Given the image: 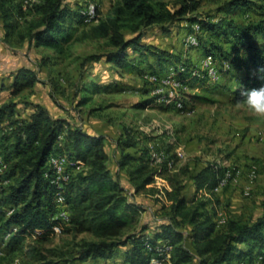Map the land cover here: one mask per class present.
Here are the masks:
<instances>
[{"label":"trees","instance_id":"1","mask_svg":"<svg viewBox=\"0 0 264 264\" xmlns=\"http://www.w3.org/2000/svg\"><path fill=\"white\" fill-rule=\"evenodd\" d=\"M175 2L177 4L171 5L168 0H113L107 15L97 23L89 24L91 37L103 39L111 49L102 54H91L86 61L103 59L113 63L116 69L132 70L135 66L131 50L140 57L153 56L160 64H177V60L166 51L142 42L145 31L157 27L168 33L176 21L198 22L201 27L199 42L205 54L211 53L221 60L229 59L231 66L245 70L231 99L233 104L244 102L242 89L264 84V40L258 37H264V9L260 12L261 17L245 22L232 17L200 19L186 16L195 9L196 0ZM25 7L16 0H0V18L5 33L16 30L17 39L26 41L30 47L63 53V42L77 22L78 14L64 5L63 0L33 2L36 15L32 18H26ZM224 7L226 13L252 10L254 2L228 0ZM19 16L23 17V25L18 21ZM125 29L133 35L127 37ZM222 43L228 44L230 50H225ZM189 63L185 61L182 64L190 67ZM22 80L27 86L39 81L35 72L26 67L17 71L14 85H20ZM194 81L192 78L189 83ZM99 87L93 81L76 85L81 103L89 101L90 94ZM151 100L142 101L137 107H144ZM17 113L14 101L0 105V123L7 120L13 126L3 135L1 142L7 167L0 175V238L12 226L17 227L5 246H10L15 240L19 242L28 234L39 235L35 232L37 229L46 231L50 228L54 188L44 177V172L49 154L56 152L81 159L85 165L73 176L66 189L74 230L88 232L94 237L81 242L79 260L108 259L120 247L130 245L124 251V262L148 264L156 253L153 248L159 240L172 246L169 264H228L235 260L250 261L256 255L264 260V202L262 214L255 219L231 216L222 224H218L216 212L207 209L209 196L200 194L189 205L186 204L188 180L192 181L196 191L214 193L211 189L223 171L218 162H207L196 171L188 164L173 172L163 166H150L146 140L141 141L125 128L124 135L119 138L118 165L125 169L135 191L144 189L159 174L166 176L171 186L169 191H165L170 202L165 217L154 231L149 233V227L141 225L136 232L127 235L123 230L129 225L130 216L140 211V206L128 200L118 178L112 174L105 136L90 134L64 118H55L40 104L33 105V111L26 120L13 118ZM128 147H137L140 154L135 157L125 151ZM165 150L175 158L170 145ZM9 206L13 211L7 215ZM187 237L191 246L186 243ZM148 245L152 250L148 251ZM13 263V258L0 256V264ZM41 264H52V261Z\"/></svg>","mask_w":264,"mask_h":264},{"label":"rangeland","instance_id":"2","mask_svg":"<svg viewBox=\"0 0 264 264\" xmlns=\"http://www.w3.org/2000/svg\"><path fill=\"white\" fill-rule=\"evenodd\" d=\"M16 1L26 6L24 9L26 18L36 15L32 8L33 2L40 0ZM93 1L98 3V22L107 15L113 0ZM168 1L171 5L176 3L175 0ZM196 1L195 9L186 16H197L200 19L232 17L245 22L261 17L260 12L264 9V0H253L252 10L241 9L229 13L225 12L224 7L228 0ZM63 4L78 14L77 22L69 32L67 40L63 42L65 48L63 53L48 48L30 47L26 41L19 42L16 30L9 34L4 32L5 28L0 18V105L10 101L16 102L18 113L13 118L26 120L33 111V105L40 102L52 111V116L58 113L65 116L64 119L72 120L77 126L108 137L107 150L110 155L108 166L111 171L118 166L120 157L117 136L125 128L141 141L149 140L151 142L149 144L152 145L158 144L159 147H163L165 142H172L180 146L179 156L174 149L171 150L175 155L173 158L177 159V168L189 164L197 169L206 162H218L222 166L240 168L243 173L238 183L227 185L229 188L223 187L218 192L210 194L207 208L211 212H216L217 222L231 216L255 219L261 215L264 202V140L260 138V134L264 132V113L254 111L245 101L239 104L231 103L230 88L233 85L228 82L230 72L220 69V77L223 79L217 81L218 83L207 80L202 82V87L192 94L205 96L204 99H188L185 109L181 111L135 107L139 101L154 96L153 85L147 83L140 74L123 77L130 91L126 88L121 89L122 92L101 89L94 91L89 101L81 103L76 85L82 82L87 84L88 80L84 73L92 72L96 80L105 82L116 76L115 65L106 63L103 59L97 62L86 61L87 56L102 54L111 48L103 39L91 37L89 32L91 25L84 24L79 13L83 0H63ZM18 21L23 25L22 16L18 17ZM181 23H176L173 29L181 31L183 28ZM124 33L127 37L133 35L127 29ZM145 34L146 42L156 39L155 42L160 46L182 53L186 61L190 60L189 64H199L201 56L195 48L184 45L181 33L178 37L167 40L163 39L166 35L159 28L150 27ZM258 37L259 40H264V37L260 35ZM22 67L32 69L39 81L32 86H27L23 80L20 85H14L15 75ZM145 87H148L152 95L143 91L142 88ZM251 164L255 165L257 174L251 183L249 195H244L245 174ZM119 175L125 186L126 195L130 197L136 193L125 171H120ZM158 177L159 179H153L150 186L135 194L140 211L130 216L129 225L123 230L127 235L136 232L141 225H147L150 228L148 232L152 233L160 224L155 223V219H164L168 205L165 201L166 190L162 184L167 179L160 174ZM38 234H28L19 242L12 241L10 246H5L6 244L0 241V256L13 258V264H41L48 261H52V264H126L124 251L130 248V245L120 247L108 259L88 258L82 261L77 257L80 245L83 240L94 239L90 233L76 232L74 225L70 223L58 234L48 232ZM186 243L191 246L188 237ZM43 256L45 259H42ZM233 263L264 264V260L256 255L250 261L235 260Z\"/></svg>","mask_w":264,"mask_h":264},{"label":"built area","instance_id":"3","mask_svg":"<svg viewBox=\"0 0 264 264\" xmlns=\"http://www.w3.org/2000/svg\"><path fill=\"white\" fill-rule=\"evenodd\" d=\"M79 13L84 24H93L99 18L98 3L93 0H83V4L79 7ZM188 32L184 38V45L186 47H199V34L201 27L198 22H189L186 20ZM231 68V61L229 59H218L211 53H206L200 59L199 64H192L186 67L183 64L177 68H171L165 74L145 73L144 79L153 85L152 94L156 99L164 104L171 105L178 110H184L187 100H190V95L197 91L191 90L189 83L190 79H195V82H217L220 79V69L229 70ZM13 126L9 122L0 123V175L5 171L7 164L3 158L1 150L2 137L7 132L11 131ZM260 138L264 140V132L260 134ZM180 153L177 152V156ZM149 164L156 168H166L167 171H175L177 169V159L170 157L164 148L158 144L149 145ZM85 168L84 162L81 159L73 158L67 154H60L52 152L47 159V170L44 172V177L49 181L54 188L53 205L54 211L51 215V226L48 230L37 229L35 232H48L58 234L62 232L64 227L71 223L70 203L67 198L66 189L68 183L73 176ZM242 170L240 168H230L223 165V171L218 177L217 183L211 189V192H218L221 188L236 184L242 177ZM256 167L251 164L246 171V184L243 186L244 195H249L251 183L256 178ZM159 179L158 175L154 176ZM165 190H170L167 182L162 184ZM205 196H210V192L200 191ZM161 193H163L161 191ZM13 211V207L9 206L6 209V214L9 215ZM223 220L218 222L221 223ZM17 231L16 226H12L7 230L0 241L5 245L9 237ZM171 245L169 243L159 240L154 246L155 255L149 260L148 264H169ZM148 251L152 247L147 246Z\"/></svg>","mask_w":264,"mask_h":264},{"label":"crops","instance_id":"4","mask_svg":"<svg viewBox=\"0 0 264 264\" xmlns=\"http://www.w3.org/2000/svg\"><path fill=\"white\" fill-rule=\"evenodd\" d=\"M181 21H185V23L184 22H182L181 23ZM181 23L180 25H182V29H181V31H176L175 29H173V26L176 24V23ZM173 26L171 27V30H170V32H168V33H165V37L163 38V39H167V40H169V39H173V38H176V37H178L179 35H180V33L182 34V38H181V41H183L184 42V38H185V36H186V34H187V32H188V27L186 26V20H179V21H176L174 24H173ZM157 28V27H156ZM4 32H5V30H4ZM163 33V32H162ZM161 36H163V35H161ZM146 34H145V36H144V38L142 39V42L143 43H145V44H150V45H153V46H155V47H157V48H159V49H161V50H164V51H166L167 53H169L172 57H174L176 60H177V64H170V63H168V64H160L159 62H158V60L155 58V57H153V56H148V57H144V56H142V57H140V56H138L137 54H133L132 52H131V50H130V54H131V59H132V63L134 64V69H132V70H126V69H120V68H114L115 70H114V74L116 75V76H112V79H109V80H107V81H105V82H99L98 80H96L95 79V77H94V74L92 73V72H85L84 74L86 75V79L88 80V82H87V84L88 83H90L91 81H93V82H95L96 84H98L100 87H99V89L98 90H93V92L94 91H99V90H101V89H108V90H110V89H113L114 91H116V92H122L121 91V89L122 90H124V88H126V90H128V91H130L128 88V86H127V84L128 83H126L125 81V78H123L124 76H129V77H134L133 75L135 74H142V73H155V74H165V73H167V72H169L170 71V69L171 68H177L179 65H181L183 62H185L186 60L182 57V53H180L179 51H175V50H173V49H170V48H166V47H163V46H160L159 44H157V42H155V41H157L156 39L155 40H153V39H151V40H149L148 42H146ZM19 42H21V41H19ZM25 42V41H24ZM223 44V48L225 49V50H230V47H229V45L228 44H226V43H222ZM35 48H41V47H35ZM193 48H195L196 50H197V52L199 53V55L201 56L200 57V59L204 56V54H205V52H204V50H203V48L201 47V46H199V47H193ZM240 56H243V52H240ZM188 62H190V60H187ZM106 62V61H105ZM106 63H109V62H106ZM230 73H229V81L228 82H230L232 85H233V87H231L230 88V91H231V99H232V97H233V95H234V92H235V90L239 87V84H240V81H241V79L244 77V74H245V70L243 69V68H239V67H237V66H234V65H232L231 66V68L228 70ZM221 79H219L218 81H220V80H222L223 78L222 77H220ZM110 83H112L111 85H109ZM218 83V82H217ZM82 84H86V83H83L82 82ZM190 86H191V90L193 91V90H195L196 88H197V90H199L200 89V87H202V83H200V82H193V83H191L190 84ZM128 87V88H127ZM143 89V91H145V92H147L148 94L151 92V91H149L148 90V87H145V88H142ZM92 92V93H93ZM135 92V91H134ZM137 92V91H136ZM196 92V91H195ZM194 92V93H195ZM92 93L90 94L91 95V97H92ZM151 94V93H150ZM149 94V95H150ZM152 95V94H151ZM192 96H195V94H191L190 95V98L192 97ZM204 97L205 96H197V94H196V96H195V98H200V99H204ZM151 100L149 103H147L144 107H140V108H146V107H155V108H159V109H162V110H165V111H180V110H178V109H176L175 107H173V106H171V105H167V104H164V103H161V102H159L156 98L155 99H153V96H150L149 98H147V99H143V100H141V101H139L137 104H139V103H141L142 101H145V100ZM232 103V102H231ZM36 104H40V105H42V106H44L47 110H48V112H49V114L52 116V114H51V112L52 111H50L49 110V108L46 106V105H43V103H40V102H38V103H36ZM137 104H135V107H137ZM233 104V103H232ZM237 104H239V103H237ZM56 108V107H55ZM137 108H139V107H137ZM55 110V109H54ZM53 117H55V118H63V117H65V116H63V115H58V113L57 114H55ZM67 121L71 124V125H76L74 122H72V120H70L69 118H67ZM86 132H88V133H90V134H93V135H100V134H96V133H94V132H92V130H89V129H87V128H85V127H82ZM122 135H124V130L122 131H120V133L118 134V136H117V138L119 139ZM103 136V135H102ZM109 140H108V137H106L105 136V149H106V151H107V153H108V159H109V152H108V150H107V142H108ZM149 140H146V143L147 144H149V143H151L150 141L148 142ZM150 145V144H149ZM171 146V150L172 149H174L175 150V152H179L180 151V146H176L175 144H173L172 142H165V144L163 145V147L162 146H160L161 148H164V149H166L167 148V146ZM176 146V147H175ZM125 151H128V152H130L132 155H134L135 157H137L139 154H140V152H139V150H138V148L137 147H128V148H126L125 149ZM119 156H120V148H119ZM207 164V162L206 163H204V165L203 166H205ZM189 165V164H188ZM190 167H191V169L193 170V171H196V170H198V169H200V168H202L203 166H201V167H199V168H193V166H191V165H189ZM111 170V169H110ZM116 171V172H115ZM120 171H125V169H121L120 167H119V165L115 168V170L114 171H111L112 172V174L114 175V177H116V178H118V180H119V182H120V185L125 189V186L122 184V182L120 181L121 180V178H120ZM114 172H115V174H114ZM125 173H126V171H125ZM127 174V173H126ZM127 179H128V176H127ZM129 180V179H128ZM130 182V181H129ZM166 182L168 183V186L170 187V189H171V186H170V184H169V182H168V180H166ZM147 186H150V183L149 184H147L146 185V187ZM227 186H225V188H226ZM227 188H229V186L227 187ZM133 191H135V189L133 190ZM169 191V190H168ZM137 192H139V191H137ZM136 192V193H137ZM130 193V192H129ZM135 192L129 197L128 196V200L129 201H132V202H135L136 204H138L139 205V203H138V199L136 200V196H135V194H136ZM201 194V192L199 191H196L195 190V187L193 186V183H192V181H190V180H188L187 181V184H186V193H185V195H186V204L187 205H189L191 202H192V200L196 197V196H199ZM134 195V196H133ZM165 201H166V204L167 205H169V201L166 199V197H165ZM140 206V205H139ZM207 207H208V204H207ZM208 209V208H207ZM162 220H160V219H155V223H159V222H161ZM148 230H150V228L148 229ZM111 258V257H110ZM234 262V261H233ZM232 262V263H233ZM232 263H228V264H232ZM234 264V263H233Z\"/></svg>","mask_w":264,"mask_h":264},{"label":"clouds","instance_id":"5","mask_svg":"<svg viewBox=\"0 0 264 264\" xmlns=\"http://www.w3.org/2000/svg\"><path fill=\"white\" fill-rule=\"evenodd\" d=\"M244 101L256 112L264 113V84L242 89Z\"/></svg>","mask_w":264,"mask_h":264}]
</instances>
